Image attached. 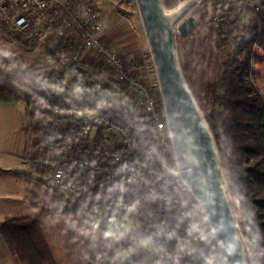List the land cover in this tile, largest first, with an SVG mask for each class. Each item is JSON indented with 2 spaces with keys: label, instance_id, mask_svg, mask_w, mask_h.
<instances>
[{
  "label": "built area",
  "instance_id": "obj_1",
  "mask_svg": "<svg viewBox=\"0 0 264 264\" xmlns=\"http://www.w3.org/2000/svg\"><path fill=\"white\" fill-rule=\"evenodd\" d=\"M216 1V10L206 19V32L218 42L235 43L247 32L258 4L254 0ZM201 3L197 0L192 8ZM102 27L96 0H0V33L26 47L50 29L46 50L56 59V66L45 77H59L58 66L71 65L78 72V90H71L70 97L86 104L51 109L41 124V151L31 158V163L47 166L52 184L67 191L79 185L71 179L73 171L86 173L82 185H91L96 177L107 181L113 176L141 185L153 205L150 217L143 222L147 264L184 257L190 247L196 249L199 258L224 264L213 229L177 164L159 87L157 97L125 65L115 48L104 43ZM175 31L174 27L173 34ZM258 35L259 32L252 44L250 71ZM85 50L95 52L111 72L110 87L130 93L138 110L119 119L100 109L96 94L90 96L84 90L89 84L100 87V69L83 59ZM96 129L114 134L118 143H105L96 135ZM168 204L173 206L171 214ZM102 206L116 217L119 227H124L126 219L133 215L122 200L108 191ZM173 239L181 243L175 245Z\"/></svg>",
  "mask_w": 264,
  "mask_h": 264
},
{
  "label": "crops",
  "instance_id": "obj_2",
  "mask_svg": "<svg viewBox=\"0 0 264 264\" xmlns=\"http://www.w3.org/2000/svg\"><path fill=\"white\" fill-rule=\"evenodd\" d=\"M261 1L264 7V0ZM263 44L259 40L254 48L253 71L254 84L264 97ZM180 48L176 52L178 64L192 90L221 68L213 38L206 31L185 35ZM12 102L17 104L11 106ZM36 107L34 105V110ZM29 108L25 100L0 98V220L6 216L37 215L39 229L55 264H147L143 221L150 217L153 205L145 189L121 176L107 181L96 177L91 185H82L87 177L82 171L71 174V179L79 184L73 190L54 186L50 169L31 163V158L41 151V122L51 110L40 106L42 111L30 116ZM58 191H62L78 211L53 210L51 206L58 200ZM105 191L122 200L132 211L124 227H119L116 217L103 209ZM172 242L181 243L177 239ZM0 264H21L1 235ZM157 264L210 263L199 258L196 249L190 247L186 256Z\"/></svg>",
  "mask_w": 264,
  "mask_h": 264
},
{
  "label": "trees",
  "instance_id": "obj_3",
  "mask_svg": "<svg viewBox=\"0 0 264 264\" xmlns=\"http://www.w3.org/2000/svg\"><path fill=\"white\" fill-rule=\"evenodd\" d=\"M192 14L198 21L194 32L206 31V19L217 8L216 0H200ZM256 14L245 35L235 43H222L213 38L221 68L210 79L200 82L193 95L212 133L221 164L233 184L241 224L254 261L264 264V97L249 79V58L253 42L259 32L264 43V7L261 0ZM1 78L13 79L23 91ZM68 83L55 89L42 73L37 78L26 76L16 66L0 67V98L22 99L30 103L28 114L36 112L34 105L41 104L48 110L56 106L67 109L86 106L70 97ZM96 94L105 112L128 116L101 92ZM157 94L159 92L157 91ZM34 120V119H33ZM58 200L51 206L55 211L65 208L78 209L58 191ZM65 202L64 205H62ZM0 235L8 250L21 264H55L43 239L37 215L6 216L0 220Z\"/></svg>",
  "mask_w": 264,
  "mask_h": 264
},
{
  "label": "water",
  "instance_id": "obj_4",
  "mask_svg": "<svg viewBox=\"0 0 264 264\" xmlns=\"http://www.w3.org/2000/svg\"><path fill=\"white\" fill-rule=\"evenodd\" d=\"M197 0H137L182 176L213 229L224 264H250L212 133L181 73L173 28L190 32Z\"/></svg>",
  "mask_w": 264,
  "mask_h": 264
},
{
  "label": "rangeland",
  "instance_id": "obj_5",
  "mask_svg": "<svg viewBox=\"0 0 264 264\" xmlns=\"http://www.w3.org/2000/svg\"><path fill=\"white\" fill-rule=\"evenodd\" d=\"M177 1L179 0H162V3L165 7H170ZM96 8L99 12V15L103 18L101 36L104 43L114 47L125 65L127 67L129 66L135 72L134 74L142 82H144L145 85H147V87L157 95V97H159V94H157L158 83L153 64V58L152 54L149 52L150 47L146 37L144 24L141 17V11L138 7L137 0H96ZM197 26L198 21L195 20L190 32L187 34H189V36L193 34V30H196ZM49 31L50 29H48L41 38L35 41V44L33 43L32 45H28L26 47L18 44L13 39L0 33V67L3 65L5 67H19L26 76L32 78H37L42 73L47 76L48 70L56 66V59L52 56H49L46 50V36L50 34ZM185 35H180L177 31H175L174 41L176 52L178 50L177 48L181 49L180 41L185 37ZM82 57L84 60L91 62L100 69L98 76L100 87H93L92 84H89L84 88L85 92L87 94H91L92 92H101L103 94H107L121 108V110L132 113V110H135L137 108L134 97L123 88L112 89L110 87L112 77L111 72L109 68L104 63H102L101 59L95 54V52L93 50H85L82 53ZM58 68L59 77H52V80H48L47 78V81L50 82V84L55 89H62L65 84L68 83L70 86V90H78V87H76V79L78 76L77 70L71 65L61 67L58 66ZM249 74V79L254 83L255 75L253 68L252 71L249 72ZM1 79L23 91V87L15 80L6 78ZM189 90L193 95V90L191 88H189ZM9 104H11V106H14V104L17 103L12 102ZM25 104L27 109L31 107L27 101H25ZM36 106V112L39 111L40 113L42 110H39V108L43 105L36 104ZM198 108L200 113L203 115L204 109L200 108L199 105ZM115 116L119 119L124 118V116H120L119 114H116ZM47 117L48 116L44 117L43 120H45ZM43 120L41 124L43 123ZM95 131L96 135L100 136L105 143L109 142L112 146H115L118 143L116 136L109 131L103 129H96ZM134 135L135 139L137 140V133H134ZM223 172L226 182L228 179L230 183L227 185L235 209L237 224L241 231V235L245 240L249 262L250 264H259L258 261L253 260L252 250L246 238V229L241 224V215L238 209L236 200L237 197L233 184L231 183L229 177L226 175L225 171ZM167 210L169 212L168 214H171L170 211L173 210V206L168 204ZM209 263L221 264L218 262L214 263L211 260H209Z\"/></svg>",
  "mask_w": 264,
  "mask_h": 264
},
{
  "label": "bare ground",
  "instance_id": "obj_6",
  "mask_svg": "<svg viewBox=\"0 0 264 264\" xmlns=\"http://www.w3.org/2000/svg\"><path fill=\"white\" fill-rule=\"evenodd\" d=\"M227 184H230L229 181H228V179H227ZM231 185H232V184H231Z\"/></svg>",
  "mask_w": 264,
  "mask_h": 264
}]
</instances>
